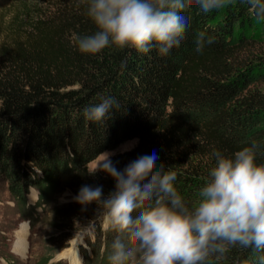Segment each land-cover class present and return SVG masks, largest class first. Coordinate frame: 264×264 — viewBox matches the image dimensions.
Masks as SVG:
<instances>
[{
	"label": "trees",
	"instance_id": "obj_1",
	"mask_svg": "<svg viewBox=\"0 0 264 264\" xmlns=\"http://www.w3.org/2000/svg\"><path fill=\"white\" fill-rule=\"evenodd\" d=\"M85 11L79 0H19L8 20L0 19V180L25 212L85 185L102 186L106 197L115 181L100 170L89 175L86 164L132 138L131 149L110 157L116 168L155 152L157 168L177 174L174 186L189 203L216 164L214 151L230 156L256 140L257 163H264V21L246 5L234 0L205 14L191 0L184 38L163 57L135 49L80 53L77 36L95 31ZM202 30L215 43L197 53ZM109 97L116 104L102 121L85 119V108ZM97 207L82 211L74 201L53 211L64 227L73 219L93 221L103 249L94 244L86 260L109 264L115 234L100 226ZM210 259L258 264L256 253L239 247Z\"/></svg>",
	"mask_w": 264,
	"mask_h": 264
},
{
	"label": "clouds",
	"instance_id": "obj_2",
	"mask_svg": "<svg viewBox=\"0 0 264 264\" xmlns=\"http://www.w3.org/2000/svg\"><path fill=\"white\" fill-rule=\"evenodd\" d=\"M252 16L264 21V0H239ZM191 0H79L95 31L78 35L75 46L82 54L97 55L108 48L155 50L167 56L178 47L189 26L183 13ZM205 14L224 9L234 0H196ZM215 37L205 31L195 36L201 53ZM116 104L115 98L84 109L88 121H102ZM261 145L249 144L226 156L214 151L215 166L187 202L174 186L177 174L160 164L158 155H143L120 171L107 153L96 170L115 181L104 196L102 186H82L74 201L86 211L97 204L103 227L115 234L109 264H212L230 247L250 249L264 264V163H257ZM96 170L90 172L94 175Z\"/></svg>",
	"mask_w": 264,
	"mask_h": 264
},
{
	"label": "rangeland",
	"instance_id": "obj_3",
	"mask_svg": "<svg viewBox=\"0 0 264 264\" xmlns=\"http://www.w3.org/2000/svg\"><path fill=\"white\" fill-rule=\"evenodd\" d=\"M17 3L19 0H0V19L2 17L3 23L8 20ZM136 142L137 139L132 138L102 151L86 164L87 170H96L106 159L107 153L111 156L122 153L131 149ZM76 195L67 189L55 192L49 205L42 208L37 206L29 213V210L25 212L21 205L11 199L6 183L0 180V264H96L95 258L86 260L87 255L92 257L94 244L95 248L100 247V241L93 233L94 222H88L83 217L71 220L64 227L63 223L55 219L53 208L74 202ZM27 198L30 204L35 203L36 191L31 189ZM21 226L24 236L18 242L17 230ZM100 226L104 228L101 219ZM87 235L93 241L92 245L87 243ZM69 249L73 251L66 254ZM102 249L100 247V251Z\"/></svg>",
	"mask_w": 264,
	"mask_h": 264
},
{
	"label": "bare ground",
	"instance_id": "obj_4",
	"mask_svg": "<svg viewBox=\"0 0 264 264\" xmlns=\"http://www.w3.org/2000/svg\"><path fill=\"white\" fill-rule=\"evenodd\" d=\"M23 233H24V228H23V226H21V228H19V229L17 230V236H18V238H19V241H18V242H20V239H21ZM23 236H24V235H23ZM17 245H19V244H17ZM15 247H16V246H15ZM72 251H73V249H69L68 252H67L66 254H70ZM64 253H65V252H64Z\"/></svg>",
	"mask_w": 264,
	"mask_h": 264
}]
</instances>
